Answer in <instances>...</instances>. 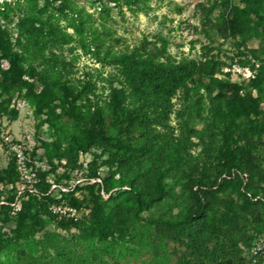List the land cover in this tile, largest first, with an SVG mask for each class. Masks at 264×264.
I'll use <instances>...</instances> for the list:
<instances>
[{
  "label": "rangeland",
  "instance_id": "obj_1",
  "mask_svg": "<svg viewBox=\"0 0 264 264\" xmlns=\"http://www.w3.org/2000/svg\"><path fill=\"white\" fill-rule=\"evenodd\" d=\"M35 1L54 28L39 32L37 59L22 44L34 0H0V69L20 77L0 90V264H175L191 257L176 225L200 210L208 246L224 245L237 264L264 232V73L249 65L264 59V0ZM81 23L101 53H125L169 77V112L147 131L166 141L170 166L164 194L147 207L136 208L129 185L160 165L137 113L151 104L125 84L119 64L94 56ZM112 87L122 91L117 112ZM212 108L232 115L224 139L206 129ZM22 187L31 191L15 200Z\"/></svg>",
  "mask_w": 264,
  "mask_h": 264
},
{
  "label": "trees",
  "instance_id": "obj_2",
  "mask_svg": "<svg viewBox=\"0 0 264 264\" xmlns=\"http://www.w3.org/2000/svg\"><path fill=\"white\" fill-rule=\"evenodd\" d=\"M65 8H67L66 5ZM229 24L231 31L237 30L233 29L232 21ZM81 25L85 26V28H87L92 34L91 39L94 56L97 57L101 54L106 58V61L112 64H119L121 66V72L124 76L125 84L133 93L139 94L144 101L148 103L150 102L151 104L138 109L137 113L139 114V118L141 120L143 119L144 123V130L142 133V136L144 137V146L152 148L154 151V157L158 159L160 165L152 168L148 176L141 177L135 186L133 184L129 185V190L132 191L134 196L136 208L141 209L142 207H147L152 202L158 201L164 194L165 191L160 183V177L170 166L166 163L167 161L169 162V158L167 159V157L163 156L162 147L166 145V141L163 138H159V141L156 142L157 136L147 131V128H150L153 124L162 125L163 120L169 112V77L161 67L150 68L139 66L136 62L130 60L125 53L108 54L107 51L101 53L97 44L94 29L84 23H81ZM43 28L49 29L51 32L54 29L52 23H50L46 17H41L39 15L38 8L36 7V1L34 0L26 13L24 21L22 22L23 48L30 53L31 58L33 59H37L42 56L44 45L39 41V32H41ZM2 52V47L0 45V54ZM50 59L51 56L44 58V61H42L43 67L50 68L52 66L53 63H51L52 61ZM9 70L10 71H2L0 69V90L2 91H5L8 87H13L20 81L19 75L15 73V67L10 66ZM258 72L264 73V71L259 70ZM44 75L45 78L50 81L54 79V75ZM210 83L212 88L218 89L221 93L223 92L224 83L220 79L212 78ZM121 94L122 91H118L115 87H112L110 102L113 112H117L120 107V103L122 101ZM152 110H154V112H152ZM94 118L97 125L101 126V115L99 113H95ZM231 119L232 115L230 111L212 108L208 123L206 124V129L210 132L217 130L224 139L226 125L231 123ZM259 126L260 133H263L264 121L261 122ZM88 147L89 143L81 144V150H85ZM201 202V206L203 208L205 206L204 203H207L205 196L201 197ZM0 208H3V205L0 206ZM201 213V210L191 211L186 214L185 219H181V221H179L180 223H177V233H181L183 235V245L187 248L191 257L183 256L182 259H177L175 264H235L234 259L225 257L226 247L224 245L220 246L219 249H216L215 246H208L211 238L209 233L211 232V229L207 222L202 218ZM151 222L155 225L161 223L163 224L164 220H151ZM168 224L172 225L173 223L170 221ZM255 238H253L249 244ZM237 264H244L243 254L239 256Z\"/></svg>",
  "mask_w": 264,
  "mask_h": 264
},
{
  "label": "built area",
  "instance_id": "obj_3",
  "mask_svg": "<svg viewBox=\"0 0 264 264\" xmlns=\"http://www.w3.org/2000/svg\"><path fill=\"white\" fill-rule=\"evenodd\" d=\"M249 65L253 67L256 71H264V60L263 59H255L249 58ZM15 158L16 165L19 171L25 173V177L29 178L33 177L34 174L28 173V170L25 166L24 157L22 155L21 149L16 147L15 149ZM26 187H22L21 190H18L15 200L17 197L25 192L31 191L30 188L25 189ZM244 264H264V232L258 235L245 249L243 253Z\"/></svg>",
  "mask_w": 264,
  "mask_h": 264
}]
</instances>
